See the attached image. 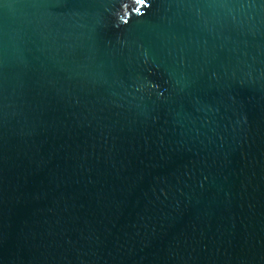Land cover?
I'll list each match as a JSON object with an SVG mask.
<instances>
[{
	"label": "water",
	"instance_id": "95a60500",
	"mask_svg": "<svg viewBox=\"0 0 264 264\" xmlns=\"http://www.w3.org/2000/svg\"><path fill=\"white\" fill-rule=\"evenodd\" d=\"M0 264H264V0H0Z\"/></svg>",
	"mask_w": 264,
	"mask_h": 264
}]
</instances>
